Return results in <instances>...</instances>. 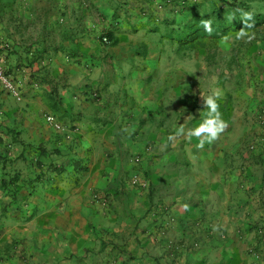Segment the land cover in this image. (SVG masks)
Listing matches in <instances>:
<instances>
[{
  "label": "crops",
  "instance_id": "0c3cea01",
  "mask_svg": "<svg viewBox=\"0 0 264 264\" xmlns=\"http://www.w3.org/2000/svg\"><path fill=\"white\" fill-rule=\"evenodd\" d=\"M112 1L73 6L53 44L0 38L18 88L0 82V264H264V145L244 152L226 126L202 146L169 139L143 109L155 65L119 12L146 2ZM115 24L118 43L101 44Z\"/></svg>",
  "mask_w": 264,
  "mask_h": 264
},
{
  "label": "rangeland",
  "instance_id": "374dc122",
  "mask_svg": "<svg viewBox=\"0 0 264 264\" xmlns=\"http://www.w3.org/2000/svg\"><path fill=\"white\" fill-rule=\"evenodd\" d=\"M95 1L105 12L115 3L112 0H0V38L5 45L10 46L12 41L26 49L36 48L38 43L53 44L62 36L60 19L64 14L77 5V13L82 6L95 11ZM141 2L146 3L137 12L124 6L119 12L127 20L125 31L129 34V43H139L138 54L149 56L155 65L150 75L157 83L152 85V92L145 93L143 106L149 118L154 116V124L168 126V138L173 135L174 139L190 138L184 129L191 130L202 122L207 114L204 97L218 93V110L227 128L225 136L231 141L240 136L245 140L244 152L260 146L254 154L263 155L264 132L257 130L254 122L264 128V20L249 31L252 39H237V32L244 27H231L221 37L203 35L184 41L177 38V30L182 33L188 30L198 12L203 17L213 3L223 9L234 5L235 0ZM183 5L187 8L183 9ZM248 11L264 13V0L250 2ZM129 17H134V22ZM105 31L98 38L101 44H106L101 37ZM148 46L152 47L151 52L147 51ZM249 110L258 112L256 118H248ZM242 120L250 123L246 124L250 127L244 134L242 128L235 126L234 130L233 127ZM180 128L184 131L176 135Z\"/></svg>",
  "mask_w": 264,
  "mask_h": 264
},
{
  "label": "trees",
  "instance_id": "16d2710c",
  "mask_svg": "<svg viewBox=\"0 0 264 264\" xmlns=\"http://www.w3.org/2000/svg\"><path fill=\"white\" fill-rule=\"evenodd\" d=\"M253 0H235L234 5H230L229 7H224L223 9L221 6L213 3L210 8L206 9L205 14L203 17L199 14V12L194 17V22L188 25V30L182 33V30H177L178 32V39L187 41L191 40L197 36H211V37H221L228 33L229 28L233 27H245L243 19L240 17L239 10H247L249 9V3ZM187 8L186 5H183V9ZM233 14V15H232ZM253 19L255 20V25L262 22L264 20V13H253ZM231 20L228 19V16H231ZM201 19H211L213 21V28L214 31L212 33H207L204 31L203 26L200 25ZM254 25V26H255ZM118 25L115 24L110 29H107L102 37H106V44H116L119 41L118 35H116ZM191 37H186L189 35ZM170 37H176L175 35H170ZM4 73H6L4 71ZM7 74V73H6ZM9 76V74H7ZM10 77V76H9ZM11 78V77H10ZM12 79V78H11ZM13 80V79H12Z\"/></svg>",
  "mask_w": 264,
  "mask_h": 264
},
{
  "label": "clouds",
  "instance_id": "9594fccd",
  "mask_svg": "<svg viewBox=\"0 0 264 264\" xmlns=\"http://www.w3.org/2000/svg\"><path fill=\"white\" fill-rule=\"evenodd\" d=\"M239 13L240 17L243 19L245 27L237 32V39L241 37L252 39V35L249 34V31L252 30L255 25L253 12L247 10H239ZM232 15L228 16L229 20H231ZM199 23L203 26L205 32L212 33L214 31L213 21L211 19H201ZM224 39L227 40L228 37H225ZM218 95V93H213L207 97H204V105L207 109V114L205 115L201 123L191 129L190 134L192 136L201 137L199 146H202L205 140L209 142L215 140L218 134L222 132L223 128L225 127L221 119V114L218 110V104L216 100V97ZM183 131L184 130L182 128L177 129L176 135L181 134ZM172 138V136L169 137V139Z\"/></svg>",
  "mask_w": 264,
  "mask_h": 264
},
{
  "label": "built area",
  "instance_id": "2783aa9c",
  "mask_svg": "<svg viewBox=\"0 0 264 264\" xmlns=\"http://www.w3.org/2000/svg\"><path fill=\"white\" fill-rule=\"evenodd\" d=\"M104 40H106V37H104ZM0 82L2 83V85L8 89L11 90L14 93L18 92V88L16 87L14 81L6 74L4 73L3 70H0ZM47 119L54 123V125L56 127H60L61 124L58 120H56L54 115H47ZM130 182L132 185L136 186H146L147 185V181L146 180H141L140 176L135 173L133 175L130 176Z\"/></svg>",
  "mask_w": 264,
  "mask_h": 264
}]
</instances>
